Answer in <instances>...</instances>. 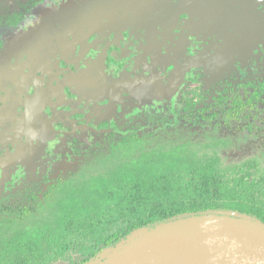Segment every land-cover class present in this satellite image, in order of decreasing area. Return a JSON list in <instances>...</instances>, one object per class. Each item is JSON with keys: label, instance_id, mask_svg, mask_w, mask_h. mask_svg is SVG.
I'll use <instances>...</instances> for the list:
<instances>
[{"label": "flooded vegetation", "instance_id": "af4514ba", "mask_svg": "<svg viewBox=\"0 0 264 264\" xmlns=\"http://www.w3.org/2000/svg\"><path fill=\"white\" fill-rule=\"evenodd\" d=\"M23 1L0 39V213L137 141L264 133V0Z\"/></svg>", "mask_w": 264, "mask_h": 264}, {"label": "trees", "instance_id": "16d2710c", "mask_svg": "<svg viewBox=\"0 0 264 264\" xmlns=\"http://www.w3.org/2000/svg\"><path fill=\"white\" fill-rule=\"evenodd\" d=\"M35 5L0 0V39L2 30L18 28L28 7ZM234 117L226 118V126H231ZM246 128L243 138H219L216 144H209L227 155L232 168L226 174L222 164L226 160L220 162L217 154L187 153L192 143L209 146L190 137L169 142L173 148L160 152L152 144L151 156L156 161L162 165L166 157L172 161L164 165V172L155 164L153 168L159 171L141 178V159L147 157L149 146L137 141L133 154L125 153L126 159L115 164L114 174L96 167L80 179L54 182L42 196L31 195L29 203L8 207L0 213V264H90L135 230L203 214L235 212L264 224V145L252 147L254 151L260 146L252 155L242 148L249 137L264 143V133L256 122ZM173 150L175 157L169 155ZM93 182L102 184L94 186ZM82 184L79 190L77 186ZM37 220H46L48 225L33 228L32 222ZM45 230L47 236L42 235Z\"/></svg>", "mask_w": 264, "mask_h": 264}, {"label": "water", "instance_id": "95a60500", "mask_svg": "<svg viewBox=\"0 0 264 264\" xmlns=\"http://www.w3.org/2000/svg\"><path fill=\"white\" fill-rule=\"evenodd\" d=\"M90 264H264V224L235 212L133 231Z\"/></svg>", "mask_w": 264, "mask_h": 264}, {"label": "rangeland", "instance_id": "374dc122", "mask_svg": "<svg viewBox=\"0 0 264 264\" xmlns=\"http://www.w3.org/2000/svg\"><path fill=\"white\" fill-rule=\"evenodd\" d=\"M48 9V7H47V5H45L43 8H42V10H47ZM42 13V11H40L39 12V14H41ZM43 15V14H42ZM42 15H38V16H36V18H38V19H40L41 18V16ZM30 26L31 27H33V21L30 23ZM172 137H176V136H172ZM171 140V141H170ZM174 139H171V138H166V139H162V140H160V139H157V141L158 142H155L154 143V148H155V150L156 149H158V151L159 150H161V151H164V150H168V149H172L173 148V146L170 144V145H168L169 144V142H174L173 141ZM215 140V139H214ZM196 143V142H195ZM209 144H212V142H208V143H206L205 145H209ZM136 145V144H135ZM135 145L133 146V147H131V149H129V151L127 152V154L128 153H130V152H134L135 151ZM213 145V144H212ZM153 147L152 146H150L149 145V147H148V153L146 154L147 155V157H144V159L142 158L141 159V161H142V163H143V168H141V170H142V173L141 174H139V177H141V178H143V177H146L147 175L148 176H151L153 173H154V171H156V172H158L159 170L158 169H155V168H153V166L155 165V164H157V165H159L160 164V162L161 161H156V157L155 156H151L152 155V150H151V148L153 149ZM204 147V146H203ZM202 146H200V145H194L193 143H192V145L189 147V150L187 151V153H193V152H196L197 154H199V155H205V156H208L209 154L212 156V155H218V159H220V162H221V159L222 160H226V158H227V155L225 154V152H224V150H222V148H216V147H211V145H209V146H207L206 148H203ZM183 148V147H182ZM215 149V150H214ZM199 150L201 151V152H199ZM218 152V153H214V152ZM160 152V151H159ZM176 151H171V153L169 154V155H171V154H173V157H175V155H176V153H175ZM148 155H149V157H148ZM250 157V156H249ZM126 159V158H125ZM125 159H123V160H125ZM167 161H165V160H163L164 161V164L162 165V164H160V167H156V168H159V169H163V172L165 171V170H167L166 168H165V164L166 165H168V163H169V161H172V159H170L169 160V158L168 157H166L165 158ZM253 159V157H251V160ZM253 160H255V159H253ZM162 161V162H163ZM222 164H224V165H226V167H225V174L226 173H228L229 171H230V169L229 168H232L231 166V163L230 162H228L227 160L225 161V163H222ZM130 165H132V167H136V163L135 162H132V163H130ZM231 165V166H230ZM155 167V166H154ZM118 167L114 164V166H111V167H109V168H107L106 170H104L105 171V173L106 172H109L110 173V175L111 174H114V172L116 171V169H117ZM103 174V173H102ZM143 175V176H142ZM104 180L105 181H107L106 180V178H104ZM89 182H92V181H89ZM100 184H102V182H93V185L94 186H96V185H100ZM83 185L84 184H82V185H80V186H77L78 187V189L79 190H81V189H83ZM86 185V184H85ZM87 185H89V183L87 184ZM77 187H75L76 189H77ZM85 187V186H84ZM86 188V189H85ZM84 188V190H87L88 188L87 187H85ZM98 188V187H97ZM93 189H95V187L93 188ZM66 194V193H65ZM42 221V220H41ZM41 221H39V220H37V221H34V222H32V225H33V228H41V229H44V225H48V222H45L46 220H43L42 222ZM33 228H32V230H31V232H33ZM19 234V231L17 232V234H15V236H13V238L14 239H16V237H17V235ZM42 235L43 236H47L48 235V232H47V230H45V231H43V233H42Z\"/></svg>", "mask_w": 264, "mask_h": 264}, {"label": "bare ground", "instance_id": "6f19581e", "mask_svg": "<svg viewBox=\"0 0 264 264\" xmlns=\"http://www.w3.org/2000/svg\"><path fill=\"white\" fill-rule=\"evenodd\" d=\"M137 87V86H136Z\"/></svg>", "mask_w": 264, "mask_h": 264}]
</instances>
